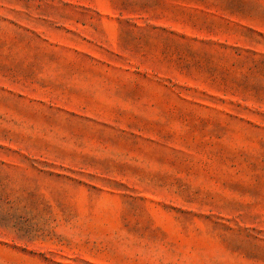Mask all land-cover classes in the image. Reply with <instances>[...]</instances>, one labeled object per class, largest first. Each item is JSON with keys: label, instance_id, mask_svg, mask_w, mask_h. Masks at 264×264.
I'll return each mask as SVG.
<instances>
[{"label": "rangeland", "instance_id": "374dc122", "mask_svg": "<svg viewBox=\"0 0 264 264\" xmlns=\"http://www.w3.org/2000/svg\"><path fill=\"white\" fill-rule=\"evenodd\" d=\"M0 264H264V0H0Z\"/></svg>", "mask_w": 264, "mask_h": 264}]
</instances>
